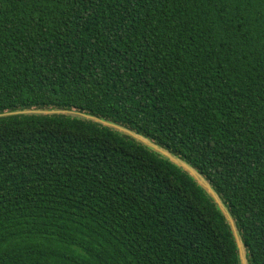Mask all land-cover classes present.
Listing matches in <instances>:
<instances>
[{
	"label": "trees",
	"instance_id": "obj_1",
	"mask_svg": "<svg viewBox=\"0 0 264 264\" xmlns=\"http://www.w3.org/2000/svg\"><path fill=\"white\" fill-rule=\"evenodd\" d=\"M27 110L264 264V0H0V264H242Z\"/></svg>",
	"mask_w": 264,
	"mask_h": 264
},
{
	"label": "water",
	"instance_id": "obj_2",
	"mask_svg": "<svg viewBox=\"0 0 264 264\" xmlns=\"http://www.w3.org/2000/svg\"><path fill=\"white\" fill-rule=\"evenodd\" d=\"M16 114H42V115L75 114V115H79L81 117L90 119L94 122H97V123L103 124L105 126H109V127L114 128V129H118L122 132H125V133L129 134L130 136H132L133 138H135L136 140L142 142L146 146H148L151 149L155 150L156 152L160 153L161 155H163L164 157L169 159L171 162L179 165L180 167H182L183 169L188 171L199 182V184H201L203 187H205L208 190V192L213 196V198L216 200V202L218 203V205L220 206V208L222 209V211L226 215V218L232 227L233 233H234L236 241H237L241 262H242V264H248L247 259H246L245 247H244V244H243V242H242V240H241V238L237 232L236 225H235L233 218L231 216H229L225 207L221 204V202L217 198L216 194L213 192V189L210 187V185L206 181H204L201 178V176L193 168H191L188 164H186L183 160H181L177 156L173 155L169 151L163 149L162 147L158 146L157 144L153 143L151 140H149V139H147L141 135H137V134H135L129 130H126V129L121 128V127L116 126V125H113L109 122H106V121L100 119V118L89 116V115H86L83 113H75L73 111L70 112V111H64V110H27V111L12 112V113H8L7 115H16Z\"/></svg>",
	"mask_w": 264,
	"mask_h": 264
},
{
	"label": "snow or ice",
	"instance_id": "obj_3",
	"mask_svg": "<svg viewBox=\"0 0 264 264\" xmlns=\"http://www.w3.org/2000/svg\"><path fill=\"white\" fill-rule=\"evenodd\" d=\"M0 239H2V237H0ZM251 259L255 262L257 258H256L255 255H252V256H251Z\"/></svg>",
	"mask_w": 264,
	"mask_h": 264
}]
</instances>
